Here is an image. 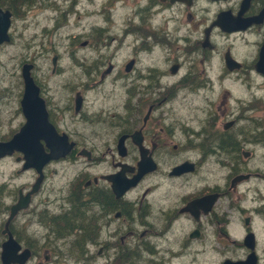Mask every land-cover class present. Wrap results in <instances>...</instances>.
Here are the masks:
<instances>
[{
	"label": "flooded vegetation",
	"instance_id": "flooded-vegetation-1",
	"mask_svg": "<svg viewBox=\"0 0 264 264\" xmlns=\"http://www.w3.org/2000/svg\"><path fill=\"white\" fill-rule=\"evenodd\" d=\"M32 1L30 10L48 3ZM81 1L67 0L75 12L110 16L109 0H84L85 8ZM62 3L63 9L52 8L65 13ZM126 5L125 32L135 45L124 74L116 82L110 76L115 64L108 60L105 69L101 61V75L94 78L117 86L130 79L121 108L112 103L90 109L96 100L85 91L93 77L62 83L72 93L58 98L33 58L21 63L12 95L0 92V142L29 121L30 131L51 128L69 148L65 156L44 163L41 173L23 167L20 151L0 156V264H33L41 256L53 264H136L130 242L138 236L149 264H170L167 252L173 251L176 259L191 253L195 263L206 247L213 252L209 264H264V63L261 70L257 62L264 0H126ZM0 8L11 12V36L15 16ZM89 42L82 46L95 47ZM158 53L165 55L161 65ZM217 55L219 67L214 66ZM59 56L50 58L54 74L62 71ZM24 63L31 65L34 84L26 101L28 116ZM83 67L97 70V61ZM50 143L39 137L45 153ZM77 159L84 167L68 181L69 193L57 192L48 200L49 166ZM146 168L125 189L124 178ZM184 219L190 226L182 230L185 243L179 248L175 238L167 239Z\"/></svg>",
	"mask_w": 264,
	"mask_h": 264
},
{
	"label": "rangeland",
	"instance_id": "rangeland-1",
	"mask_svg": "<svg viewBox=\"0 0 264 264\" xmlns=\"http://www.w3.org/2000/svg\"><path fill=\"white\" fill-rule=\"evenodd\" d=\"M44 1H48V3L38 4L33 10L29 9L32 7L31 4L29 7H22L20 11H17L15 14L13 13L15 18L13 19V23L10 28V40L3 43L0 47V79L3 83L0 86L4 89H9V92L6 90H1L0 92L7 94L10 93V87H14V79L20 76L21 63L26 61L27 58H33L38 62L39 71L44 72V74L50 78L49 84L51 88L53 87L50 92L57 94L58 98L72 93L67 89L69 86H63L62 83L69 82L72 84L75 81L79 82L80 78H83L82 81H85L88 77H93L92 80H89V85L87 86L88 89L85 91L88 99L96 100L90 109L100 110L103 108H110V104L112 103H118V109L121 108L126 99L125 93L127 86L124 84H129L130 79L128 77H125L124 81L121 79L122 83L117 86L112 83L111 79L106 82L99 83L95 81L94 78L96 76L98 78L101 75L100 72H98V68L102 65L101 61L105 63V69L107 67L106 63L108 60L115 64V72H113L110 76H115L116 79L120 75L124 74L123 65L130 57V45H135L133 43V35L129 34V32H125L127 28V17L130 12V8L126 5V0H109L110 16L86 14L84 9L80 8H77L75 12L74 3L71 4L67 2V0H65L64 4L65 13H62L56 9L54 10L52 7L59 5V9H63L62 6H60V4H63V0L58 2L57 0ZM32 2L33 1L31 0V3ZM81 4H83V8H85L84 6H86V2L84 0L81 1ZM99 7L100 5H97V8ZM90 8L91 6L87 7V9ZM211 9L213 10L214 7L211 6ZM60 14L65 15L59 17ZM95 29L97 32H95ZM89 39H91V44L95 45V47L82 46L84 41H88V44H90ZM175 48L176 47L173 46L170 52L165 55H169L170 57ZM55 54H60L58 63L62 71L59 74L51 72L50 58ZM165 55L162 53L158 55L161 58L159 59V65H161V62L165 61L163 60ZM217 57L218 55L216 56L214 62L215 67L220 66ZM150 60L153 62L152 59ZM94 61H97V70L89 67L90 69L88 68L87 71H85L83 64H86L88 67L89 64H92ZM145 62L146 60H143V65ZM117 81L118 79H116V82ZM10 95H12V93H10ZM55 97L56 96H54V98ZM100 103L105 106L99 105ZM179 105L180 103L178 105L176 103L173 107H177ZM113 113L114 112L112 110H109V116H112ZM177 116L178 115H176V117ZM126 121L131 122V119L129 118V120H125V122ZM70 163L71 164L66 163L65 161H59L58 163H54L49 166V177L45 184V196H49V198L47 197L48 200L57 194V192L62 194V196L67 195L70 189L68 181L71 180V184L74 176L75 180L79 177L77 172L78 169H83L84 160L77 159L75 163ZM14 166L15 164L12 165V167ZM92 171L94 170L92 169ZM189 226L190 223H188L186 219L180 221L174 229L176 230L175 233L170 235L167 240L173 237L176 239V243L179 248L182 245L184 246V237H182L181 233L182 230H187ZM140 230L141 229L139 227L138 232ZM139 238L141 237L138 236L130 242L134 243V249L136 250L133 254L136 255V259L132 256L131 261L134 259L136 264H149V261L151 260L149 255H146L144 249L139 250L138 245L143 246V243L139 241ZM167 242L169 243V241ZM69 247L73 248L74 246L72 245ZM163 247H166V245ZM198 248L201 247L198 246ZM49 249L55 254V250L52 248V245ZM72 253L75 254V258L77 259L78 250ZM170 253L167 252L168 256L166 258V261L170 264H209L213 255V252L206 247L204 254L200 253L194 263L191 253L178 257V259L172 256L176 253V251H173L171 254ZM208 259L209 261L207 262ZM37 262H42L43 264H53L51 260H43L42 256L35 260L33 264H37ZM82 262L83 261L81 260L77 262L65 261L64 263L85 264ZM99 264H101L100 261Z\"/></svg>",
	"mask_w": 264,
	"mask_h": 264
},
{
	"label": "water",
	"instance_id": "water-1",
	"mask_svg": "<svg viewBox=\"0 0 264 264\" xmlns=\"http://www.w3.org/2000/svg\"><path fill=\"white\" fill-rule=\"evenodd\" d=\"M260 15H264V8L260 12ZM10 16L11 12L9 10H3L0 8V44L3 42H7L10 40V36L8 33L9 26H10ZM256 21V19H251ZM259 58L257 60L258 65L260 66V69L262 70V63H264V41L259 49ZM226 63L232 64L229 60V58L226 55ZM30 64L24 63L21 74L24 78L25 83V91H24V98H23V104H24V112L28 116V110L26 107V101L27 98L30 95L29 93L32 92V88H34V84L32 81V76L30 74ZM128 65H126V69L128 70ZM109 69V68H108ZM36 90V89H35ZM34 91V90H33ZM30 126L29 121L26 122V124L17 132L15 133L8 141L6 142H0V156H4L6 154H11L13 151H20L23 154L24 161V168L33 166L36 168V170L41 173L42 165L49 160L52 159H58L59 157H63L66 155V153L69 151L68 147L63 146L59 141L61 140L59 137H56V133L50 129L43 128L42 131H36L35 129L30 131L28 127ZM38 129V128H37ZM56 134V135H55ZM125 135H121V149L123 148V140ZM39 137L42 138H49L50 141H53L54 143H50V152L45 153L42 147L38 144ZM134 137V134L132 135V138ZM48 140V139H47ZM34 141V142H33ZM62 142V141H61ZM126 166V165H125ZM178 168V167H176ZM173 169L172 171L177 172V170ZM125 169V168H123ZM146 169H137L135 175H133L132 178H124V185L125 189L134 186L139 176L142 174V172H145ZM179 169V168H178ZM40 181V177L37 179V182L34 185V189L37 187L38 183ZM197 202V201H195ZM6 263L7 261L4 260Z\"/></svg>",
	"mask_w": 264,
	"mask_h": 264
},
{
	"label": "trees",
	"instance_id": "trees-1",
	"mask_svg": "<svg viewBox=\"0 0 264 264\" xmlns=\"http://www.w3.org/2000/svg\"><path fill=\"white\" fill-rule=\"evenodd\" d=\"M31 0H0V6L7 7L14 14L22 7L27 8L31 5Z\"/></svg>",
	"mask_w": 264,
	"mask_h": 264
}]
</instances>
